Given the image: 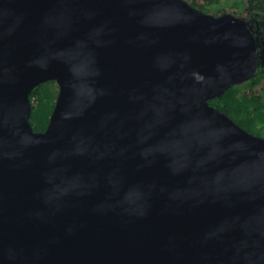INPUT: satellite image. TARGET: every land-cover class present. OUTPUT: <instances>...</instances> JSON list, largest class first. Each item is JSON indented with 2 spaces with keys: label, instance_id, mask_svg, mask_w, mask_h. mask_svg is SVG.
<instances>
[{
  "label": "water",
  "instance_id": "water-1",
  "mask_svg": "<svg viewBox=\"0 0 264 264\" xmlns=\"http://www.w3.org/2000/svg\"><path fill=\"white\" fill-rule=\"evenodd\" d=\"M258 63L185 0H0V264H264V138L208 103Z\"/></svg>",
  "mask_w": 264,
  "mask_h": 264
},
{
  "label": "trees",
  "instance_id": "trees-1",
  "mask_svg": "<svg viewBox=\"0 0 264 264\" xmlns=\"http://www.w3.org/2000/svg\"><path fill=\"white\" fill-rule=\"evenodd\" d=\"M192 7L215 16L233 14L248 24L264 17V0H185ZM58 86L50 80L36 86L29 94L30 124L35 132L46 129L54 108ZM208 103L225 113L247 132L264 134V68H257L253 78L231 85Z\"/></svg>",
  "mask_w": 264,
  "mask_h": 264
},
{
  "label": "rangeland",
  "instance_id": "rangeland-1",
  "mask_svg": "<svg viewBox=\"0 0 264 264\" xmlns=\"http://www.w3.org/2000/svg\"><path fill=\"white\" fill-rule=\"evenodd\" d=\"M251 31L254 33L257 42H258V50L260 52V63L257 68H264V17H257L250 23ZM264 138V134L261 136Z\"/></svg>",
  "mask_w": 264,
  "mask_h": 264
},
{
  "label": "flooded vegetation",
  "instance_id": "flooded-vegetation-1",
  "mask_svg": "<svg viewBox=\"0 0 264 264\" xmlns=\"http://www.w3.org/2000/svg\"><path fill=\"white\" fill-rule=\"evenodd\" d=\"M248 26H249V28H250V24H248ZM250 30H251V28H250ZM253 34H254V33H253ZM255 39H256V37H255ZM256 45H257V53H258V56L260 57V52H259V50H258L259 46H258L257 39H256ZM259 63H260V60H259ZM259 63H258V65H259Z\"/></svg>",
  "mask_w": 264,
  "mask_h": 264
}]
</instances>
